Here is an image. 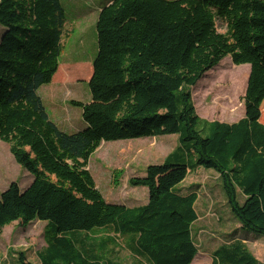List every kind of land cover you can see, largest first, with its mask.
I'll return each instance as SVG.
<instances>
[{
  "label": "trees",
  "instance_id": "trees-1",
  "mask_svg": "<svg viewBox=\"0 0 264 264\" xmlns=\"http://www.w3.org/2000/svg\"><path fill=\"white\" fill-rule=\"evenodd\" d=\"M217 20L226 24V34L217 32ZM65 23L60 0H0L6 29L0 42V139L34 177L27 189L14 182L0 195V233L14 222H44L48 247L41 264H102L69 234L113 226L135 237L137 252L150 264H192L199 252L196 196L174 191L188 166L168 160L133 178L134 186L149 190L147 205L135 209L107 203L86 169L103 141L180 133L197 154L196 167L220 174L241 230L264 237V0H114L103 7L91 101L73 103L88 126L73 135L49 119L37 94L58 72ZM228 55L237 65H251L246 116L232 126L213 122L204 137L185 89ZM212 257V264H263L241 240L222 245ZM20 263L30 264L23 255Z\"/></svg>",
  "mask_w": 264,
  "mask_h": 264
},
{
  "label": "rangeland",
  "instance_id": "rangeland-1",
  "mask_svg": "<svg viewBox=\"0 0 264 264\" xmlns=\"http://www.w3.org/2000/svg\"><path fill=\"white\" fill-rule=\"evenodd\" d=\"M66 23L61 40L59 69L52 82L37 91L49 119L68 135L87 128L83 110L73 103H90L89 81L93 62L98 53L97 21L103 7L114 0H60ZM217 32L226 34V24L216 22ZM0 25V42L5 32ZM251 65H237L231 55L197 83L187 87L192 104L199 117L198 130L209 136V125L220 122L236 125L246 116L244 96ZM264 125V102L262 104ZM188 166L186 178L174 188L183 196H196L195 208L199 216L193 226L199 252L192 264H212V254L222 245L241 240L250 253L264 264V237L241 230L235 219L223 188L221 176L215 170L196 167L197 154L191 144H184L181 134L162 135L140 139L103 141L88 159L86 169L91 174L95 189L109 204L130 209L147 205L149 190L134 186L133 178H143L151 165L167 161ZM56 181V176L51 175ZM34 177L16 161L11 144L0 139V195L17 182L27 189ZM237 198L244 203L245 195L235 186ZM47 224L35 221L29 225L14 222L0 233V264H21L23 255L30 264H41V256L48 247ZM78 248L89 258L102 264H150L136 250L135 237L116 232L113 226L94 228L89 232L69 234Z\"/></svg>",
  "mask_w": 264,
  "mask_h": 264
}]
</instances>
